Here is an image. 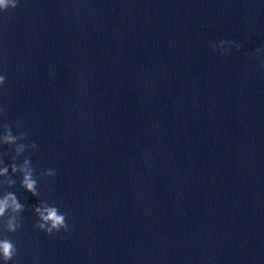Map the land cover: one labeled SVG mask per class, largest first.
Returning <instances> with one entry per match:
<instances>
[{
	"label": "water",
	"instance_id": "water-1",
	"mask_svg": "<svg viewBox=\"0 0 264 264\" xmlns=\"http://www.w3.org/2000/svg\"><path fill=\"white\" fill-rule=\"evenodd\" d=\"M0 75L9 264H264V0H19ZM42 202L68 232L36 228Z\"/></svg>",
	"mask_w": 264,
	"mask_h": 264
},
{
	"label": "clouds",
	"instance_id": "clouds-1",
	"mask_svg": "<svg viewBox=\"0 0 264 264\" xmlns=\"http://www.w3.org/2000/svg\"><path fill=\"white\" fill-rule=\"evenodd\" d=\"M19 0H0V13L7 12L9 9L15 10L18 7ZM226 43H231V41H221L220 48L223 49ZM239 50V45L236 46ZM215 50V46L213 48ZM260 49H257V53ZM6 83V76L0 75V87L4 86ZM2 112V109H0ZM20 126V122H17ZM3 129L5 130V135L3 141L5 145H14L17 139H26V133H21L19 137L12 134L11 129L7 124H4ZM26 146L20 145V148L16 151V155L19 156ZM33 149L36 148V144L31 145ZM11 171L13 174L20 172L23 174V179L21 182V187L25 189L32 196L38 198L39 194L37 192V181L34 179V170L30 166V161L25 159L23 164L17 166L15 163L11 165ZM9 173V167H4L0 170V176H7ZM46 177H54L56 172L54 170H48L42 174ZM15 181L9 178L8 187H12ZM25 210V206L22 205L15 194L8 192L2 198H0V221H3V230L7 233H15L21 227L18 220L19 214ZM35 214L38 217L39 222L36 224V228L40 231L45 232L48 236H52L55 233H59L62 230L68 232L69 225L67 223V214L61 213L59 209L53 204L49 205L47 202L40 203L35 209ZM10 214V215H9ZM8 216L7 219L5 217ZM17 255V249L14 243L4 237L0 239V259L4 261V264H9L13 261L14 257Z\"/></svg>",
	"mask_w": 264,
	"mask_h": 264
}]
</instances>
